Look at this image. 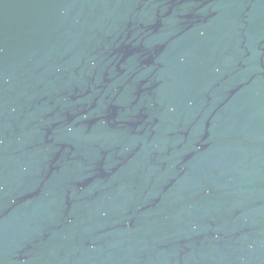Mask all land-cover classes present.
<instances>
[{"label": "water", "instance_id": "obj_1", "mask_svg": "<svg viewBox=\"0 0 264 264\" xmlns=\"http://www.w3.org/2000/svg\"><path fill=\"white\" fill-rule=\"evenodd\" d=\"M0 264H264V0H0Z\"/></svg>", "mask_w": 264, "mask_h": 264}]
</instances>
